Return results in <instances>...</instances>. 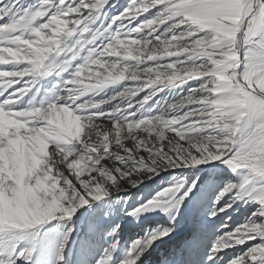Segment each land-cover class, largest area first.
I'll use <instances>...</instances> for the list:
<instances>
[{"label": "snow or ice", "instance_id": "obj_1", "mask_svg": "<svg viewBox=\"0 0 264 264\" xmlns=\"http://www.w3.org/2000/svg\"><path fill=\"white\" fill-rule=\"evenodd\" d=\"M107 3L0 0V264L32 258L35 246L18 242L36 226L163 169L218 161L264 181V0H131L93 27ZM49 77L61 87H37ZM125 80L140 83L98 98L97 90ZM189 81L187 94L145 109L164 89ZM121 97L126 105L100 109ZM190 191L180 178L136 211L178 210ZM246 196L261 205L253 217L264 215V183L249 191L231 182L210 214ZM171 231L133 242L122 264H137ZM258 234L260 243L230 264H264V224L238 226L214 248ZM110 259L106 251L97 264Z\"/></svg>", "mask_w": 264, "mask_h": 264}, {"label": "bare ground", "instance_id": "obj_2", "mask_svg": "<svg viewBox=\"0 0 264 264\" xmlns=\"http://www.w3.org/2000/svg\"><path fill=\"white\" fill-rule=\"evenodd\" d=\"M125 2L126 0H108L100 16L94 21L93 27L99 26L101 23L107 24L111 22L113 17L125 9ZM38 3L39 0H21V6L23 7H35ZM147 15V13H144L138 19L145 18ZM144 34L141 33L140 35L143 36ZM75 63H79V61L77 60ZM139 83V81L125 80L107 85L103 89L97 90L99 92L98 98H105L114 92L121 91L124 87L138 86ZM193 86L194 83L192 81L182 86H170L168 89L161 91L153 100L149 101L145 105V109L152 108L156 100L174 97L179 94H187L188 89ZM37 87L42 90L53 87L59 89L61 85L56 77H49L41 80ZM144 94H137L136 97L132 98L133 101L141 99ZM92 95L93 93H88L85 98H91ZM118 103L126 105L128 98H118L100 106V109L107 110ZM216 163L211 162L197 166L199 173L196 175L195 182L199 181V184H201L205 176L214 179L217 175L215 180L219 178L218 183L212 188L211 186H209L210 188H201L200 185L199 187H192L191 192L193 194L197 192L198 194L195 197L192 196L187 201L186 211L184 210V213H181V210H179L178 216L171 222H163L155 218L152 221L139 222L134 227L127 229V231L124 230L122 225L117 223L115 225H117L118 230L113 231L112 228L115 221L111 222V219L116 217L122 221L125 219L126 213L131 211V208L143 202L144 198L140 197L141 194L154 197L164 186H167L170 182L173 184L171 176L175 175L173 173L180 172L183 169L181 167L163 169L158 174L151 175L150 178L141 179L134 186L131 183H121L118 186L110 187L109 196L102 197L100 200H91L89 204L79 207L71 217L57 216L51 221L36 226L18 242L20 249L35 246L32 258L25 260L22 257L16 256L13 258L14 264H97L98 259L106 251L110 252L112 257L113 253L111 251L112 249H118L119 242L125 243L126 239L133 244V242L166 227H171L172 229L169 235L153 241L151 246L140 257V260L137 261V264H230V261L234 258H238L246 250L260 243V235L258 234L256 239L246 238L242 243H232L229 247H226L230 249L229 251L225 248L216 250L214 245L227 233L232 232L238 226H242L245 223L264 224V215L257 214L253 217L252 214L257 213L261 208V205L253 199L251 201L240 200L241 202H237L236 200L232 203L231 207L224 208L223 211L217 212L215 216L210 214L212 205L216 203L217 195L225 187H223V182L229 176H231V179L226 181L227 184L230 182L237 184L239 176L243 178L247 175L252 176L247 170L237 169L234 171L229 166H227L225 173L211 172L213 165ZM227 172L230 174L226 175ZM126 194H128L133 202L124 204V207H122L123 212L119 211L118 213L115 209L120 206L119 198H122ZM226 202H228L227 196L220 201V206L223 207ZM102 217L108 218V228H100L99 232L96 231L97 234L93 235L94 226L92 227V225L100 221ZM48 227L56 229V234L52 238V242L41 243ZM69 229H71V233L63 248V258L58 259V255H60L58 242L61 243L64 234ZM181 231L184 232L179 234ZM113 244L116 245L115 248L112 247ZM82 252L85 254L84 256ZM128 255L129 253L123 258L120 255H116L113 258L114 261L112 263L108 262V264H122L128 258ZM42 257L45 259L42 260Z\"/></svg>", "mask_w": 264, "mask_h": 264}, {"label": "rangeland", "instance_id": "obj_3", "mask_svg": "<svg viewBox=\"0 0 264 264\" xmlns=\"http://www.w3.org/2000/svg\"><path fill=\"white\" fill-rule=\"evenodd\" d=\"M131 0H126L125 2V8H127V6L130 4ZM227 169V165L221 163V162H218L216 164L213 165L212 167V170L211 172L215 171L216 173H225ZM198 167L197 166H194V167H185L183 168L180 172H177V173H173L175 174L174 176H171L172 177V180L173 182L177 181L178 179L180 178H183L185 181H186V184L188 187H191L192 188V183L195 182V178L197 177V173H199L198 171ZM227 174H230L229 172L226 173ZM219 177V176H218ZM217 178V175L214 177V179H210L208 178L207 176H205L203 179H202V185L199 184V181H196L195 182V186L194 187H200L202 188H210L209 186H211V188L216 184L218 183V180H215ZM231 179V176L228 177V179H226L224 182H223V187L227 185L226 181ZM245 181H247V183H245ZM260 183H264V181H261L259 180V178L253 180V177L251 175H247L245 176L244 178L241 176H239L237 178V184H244L245 185V188L248 189L249 191L252 190V188L256 187L257 185H259ZM172 183L170 182L169 184H167V186L171 185ZM166 187V186H164ZM160 192V191H159ZM158 192V193H159ZM196 192V191H194ZM156 193L154 197H152L151 195H147V194H141L140 197H143L144 200L143 202H141V204H139L138 206L136 207H133L131 208L128 213H126V215L124 216L125 219H123L122 221L121 220H118L116 217L112 218L111 219V222H114V226L112 228L113 231H116L118 230V227L117 223H119V225H122L124 227V230L127 231V229H129L130 227H134V225H137L139 222H147V221H152L154 220L155 218H158L159 220H162L163 222H171L172 220H174L177 216H178V212L179 210H181V213H184V210L186 211V206H187V201L192 197V196H196L198 193L196 192L195 194H193V192H189L188 196L185 198L184 202L180 205L179 209L176 210V209H173L171 207H169V211L168 212H165L163 210V207L164 206H167V205H159V206H155V207H152L146 211H143V212H137L136 210L139 209L141 206H143L145 203H148L150 201H152L156 195L158 194ZM193 194V195H192ZM148 199V200H147ZM251 201L252 199L249 198V197H244V198H241V199H237V202H241V201ZM126 201V203H125ZM236 201V200H235ZM133 202V200L131 198H129L128 194L124 195L122 198L120 197L119 198V203H120V206H118V208L116 207L115 211H117L119 213V211L122 213L123 212V208L124 207V204H127V203H131ZM254 210V209H253ZM252 210V211H253ZM135 212L136 214H130V213H133ZM174 217V219H173ZM101 219V220H100ZM99 220L100 221H97L96 223H93L92 227L94 226L93 228V235H96V231L99 232L100 228H108V218H100ZM122 223V224H121ZM136 223V224H135ZM101 225H103L102 227H100ZM125 232V231H123ZM184 231H181L179 234L183 233ZM56 234V229H54L53 227H48L46 228V233L44 235V239L41 241V243H45V242H52V238H54V235ZM50 239V240H49ZM123 242V241H122ZM131 242L129 240H126L125 239V243H121L119 242L118 244V249L115 250V249H112V257L111 259L109 260V262H113L114 261V257L116 255H120L122 258L129 253L130 251V247H131ZM60 246V242H58V248ZM227 251H229L230 249H227L225 248ZM79 254V253H78ZM77 254V255H78ZM83 256L85 255L83 252H82ZM42 260L45 259L44 257L41 258Z\"/></svg>", "mask_w": 264, "mask_h": 264}]
</instances>
